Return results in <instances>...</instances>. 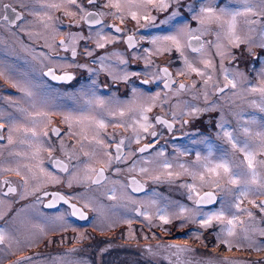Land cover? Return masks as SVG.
I'll return each mask as SVG.
<instances>
[{"label": "flooded vegetation", "instance_id": "1", "mask_svg": "<svg viewBox=\"0 0 264 264\" xmlns=\"http://www.w3.org/2000/svg\"><path fill=\"white\" fill-rule=\"evenodd\" d=\"M195 1V0H194ZM11 4L16 8L23 19L26 16V10L21 6L20 3H16L14 0H4L0 4V26H9L11 28L16 27L21 20H15V23L10 24L9 21L4 20V15H9L10 19H14V14L11 12L5 13L2 5ZM88 5V11L91 12H106V8L102 6V0H97L96 5ZM106 17H103L105 23ZM38 22L41 21L38 19ZM86 24V23H84ZM115 24L122 29V32L116 33L114 29L108 28L109 31L114 32L115 35H119L122 39L120 47L126 49L128 55L135 52L139 48V44L136 48H129L126 42L127 36L130 34L137 33L132 28H129L122 24L116 23L115 20L108 21V24ZM87 25V24H86ZM89 29L96 30L101 25L89 26ZM138 37V36H137ZM204 41H212L213 37H202ZM58 45L53 50L48 51L50 56L59 57L70 53L72 56L71 48L65 50L60 45V41L66 40L63 37L56 39ZM108 49V44L103 50ZM237 52L240 50L242 56L240 63L236 60L233 65L241 64L247 72L249 85H255L258 83V70L262 67V64H257L253 56H246V44H241L237 47ZM77 56L79 51L76 48ZM96 54H102V50L99 48L95 49ZM188 52V51H187ZM193 55L197 53H192ZM236 52V51H235ZM257 56V55H255ZM73 58V60H75ZM15 60L16 57L14 56ZM253 59V60H251ZM128 68L136 72L137 66L140 64L139 60L130 57L128 59ZM248 60V61H247ZM251 60V61H250ZM34 64L29 65L31 73L28 74L29 78L34 82L35 90V105L37 109L48 111V119H52V122L48 124L49 138H44V148L50 149L51 152L42 150V155L39 157L38 162H29L33 171L38 166H41L46 170L47 173H51L52 176L58 179V182H54L51 177L47 176L43 172L44 179L36 181L35 177H32L29 186L25 189L23 186H19V182H23L22 176L25 177L23 169L20 167L22 176L16 175L15 171L6 172L3 171L5 168L16 169L17 164L10 162L18 161L16 158L15 148L16 143H13L7 148V137L11 130L9 120L11 117H19L18 106H22L17 98H4L0 102V113L4 115L0 117V123L5 124L3 129L4 139L0 140V231L7 234L8 240L5 244L0 245V264H17L18 261H23L24 264H225L226 260L243 262V264H264V247H259L261 250L251 244L242 246L238 243H232L233 248L231 251L227 250V247L221 240L217 239V228L218 223L212 224L209 227H201L197 220L181 222L182 217L170 219V223H160L159 216L154 213L151 217L150 213V202H149V190L153 185L147 180V173L140 172V166L136 165L138 162L143 163V167L146 168L145 156L155 152L157 148L166 145L169 141L174 142H193L194 147L191 148L187 153L186 159L193 158L196 154V147L202 151L206 149V143H219L223 139V133H220V124L218 118L220 111L216 107L211 108L210 111L195 114L193 116H184L182 112L186 110L185 103L191 101L193 105L200 108H209L211 101L208 100L205 103L203 98V89L197 87L196 92L193 90L185 91L177 96L175 89L179 83L191 84L190 81L183 80L176 75L174 69L168 64H161L159 67H168L172 73L173 78L176 80V84L173 85L172 91L164 89L163 82H151L149 84H142L141 81L145 78L141 73L140 76H130V80L116 79L114 80L110 73L109 75L103 70H97V64L91 62L84 64L82 67H64L58 64H49L43 66L40 70H34ZM26 68V66H25ZM49 68L55 70L56 75H64L65 73L71 74L74 79L68 82H58L52 80L50 77L45 76L43 73ZM257 68V69H256ZM96 69V70H95ZM26 76V74H25ZM31 76V77H30ZM97 76V80H95ZM5 77H0V97L6 96V91L10 94H16L15 91L20 90L19 87H13L15 84L2 82ZM27 81L28 77L25 78ZM130 83V85L128 84ZM144 85L146 91L154 93H161L164 97H168V102L160 103V99L156 101V106L149 113L150 121L155 123L156 117H162L174 124L171 130H168L164 125L157 124L155 129L150 131H156L159 135V143H156L154 147L150 148L149 151L140 153L138 149L144 144L153 143L154 138L148 134H144V138L140 144H136L133 139L132 128H113L108 127L106 130L100 131L101 138L104 139L106 144L110 147L107 149H101L100 151H108L112 153L113 161L109 165L107 156L100 155L99 160L104 161V164L89 161V158L81 151V146L77 143L75 136H70L68 125L64 120V104L67 102L64 100V91L82 89L77 93V99H70L74 103H78L81 110L80 112L86 111L89 106L86 105L85 101L89 99L93 93L95 96L100 97L106 101V106L113 109L117 107H124L126 104H121V100H125L129 97V91L134 88L131 84ZM22 88L24 85L20 84ZM82 85L81 88L80 86ZM223 85V84H222ZM227 89L225 92L229 91ZM22 93V91L20 90ZM62 96V103H57L58 96ZM224 92V93H225ZM224 93H216L212 95L213 100L219 99ZM8 94V93H7ZM9 94V95H10ZM114 94L110 100L108 97ZM139 91H137V95ZM193 94H197L198 98L193 99ZM251 94V93H250ZM251 98L258 101L257 94H251ZM186 99V100H185ZM209 99V98H208ZM247 99H249L247 97ZM23 100L25 106L29 110L32 109L30 106L27 96L24 94ZM112 100V101H111ZM114 100V101H113ZM51 102L58 108L48 107ZM125 102V101H124ZM180 102L182 104H180ZM115 103V104H112ZM120 103V104H118ZM189 103V102H188ZM180 107L177 108L176 105ZM25 106L23 108H25ZM31 108V109H30ZM243 109L248 110L249 113L256 112L255 123L250 126L253 131H256L257 126L260 123H264V112H260L253 104H246ZM59 111V113L56 112ZM94 115H98L102 110L99 108H92ZM51 111V112H49ZM173 113H176L175 121L173 120ZM132 113H129L131 116ZM231 119L236 118L235 115L231 114ZM106 121L114 123L111 117H105ZM123 119L128 120V116ZM187 123H183V121ZM260 121V122H259ZM235 129L237 132L242 133L243 123L234 121ZM264 125V124H263ZM247 126V127H248ZM58 127L61 129V136L54 137L51 134V129ZM73 131V130H71ZM95 129L88 128L87 133L89 134V140L91 139ZM75 132V131H73ZM15 134V135H14ZM14 141L19 140V134L13 133ZM125 139V145L123 148L124 153H132V155H126L121 162H116L115 157V144L121 139ZM193 140V141H192ZM61 141L63 145H69L70 150H73V158L65 154L66 151L61 147ZM81 143L82 140H81ZM6 144V145H5ZM78 144V145H77ZM77 145V146H76ZM197 145V146H196ZM96 146L94 143H90L89 149L84 147V151L91 152ZM68 148V149H69ZM5 151V152H4ZM31 151V149H30ZM241 154L237 153L239 157ZM264 158V157H260ZM59 159L68 165V172L60 171L59 168L54 167L52 161ZM21 162V161H20ZM89 163L93 164L92 167L97 170L100 167L105 168V179L99 184H95L92 181L96 178L95 172H88L86 165ZM135 168L134 171H129L130 168ZM86 168V169H85ZM28 170V168H26ZM119 169V171H117ZM82 174V178L79 181L73 179V176L77 172ZM28 175V174H27ZM135 179L143 186L142 191H133L134 185L131 184V180ZM112 180L113 188L105 190L109 181ZM189 180V179H188ZM4 181H8L7 184ZM71 181V187L69 182ZM33 182H38L37 186L33 185ZM116 183V185L114 184ZM15 188V192H8L9 188ZM158 188V185L156 186ZM208 189H202L203 191ZM30 191V192H29ZM183 191V190H182ZM59 192L65 197H70V204H75L78 208L83 210L88 219L81 220L78 217L71 215V208L68 204H64L62 201H58L55 207H45L46 204L51 202V193ZM184 192V191H183ZM48 193L49 195H45ZM227 195V193H225ZM27 195V196H26ZM184 195V194H183ZM224 195L222 192L217 190V202L212 205H203L197 209L196 205L192 200L186 199V202L192 207V211H210L218 208L222 204V198ZM114 197V198H111ZM232 201L225 203L223 209L226 214L235 213V208L231 207L234 202L233 196L230 197ZM224 199V198H223ZM247 198L241 204V208L249 209L248 211L258 214L257 219H260V224L264 227V213L260 211L258 207H255L249 202ZM256 204H260L264 201V196L255 198ZM31 206L34 208L36 217L35 224L28 223L26 213L32 214L33 208L28 212L25 206ZM85 205H88L85 207ZM164 210V207H168V202L163 200L159 205ZM143 213L144 215H141ZM158 213V212H157ZM150 217V219L146 218ZM131 221V224L127 223ZM155 223V224H153ZM216 229V230H215ZM236 234L240 233V230H236ZM29 234L31 238L28 239ZM195 234V235H194ZM197 234V235H196ZM235 234V237H236ZM173 235L184 236L187 240L181 242L173 240ZM163 238L155 240L154 238ZM37 238V239H36ZM258 240L264 243V236L259 234ZM160 243V245H158ZM178 244L181 246H188L193 251L183 253L180 256L173 254V249L169 248V245ZM236 245L240 247L237 248ZM151 249V251H149ZM31 257L32 260L29 262L24 258Z\"/></svg>", "mask_w": 264, "mask_h": 264}, {"label": "snow or ice", "instance_id": "2", "mask_svg": "<svg viewBox=\"0 0 264 264\" xmlns=\"http://www.w3.org/2000/svg\"><path fill=\"white\" fill-rule=\"evenodd\" d=\"M87 3L90 5H96L97 0H87ZM236 5L235 7L230 5ZM65 5H75L79 13H81V20L87 25L95 26L101 25L99 31L95 34V43L97 48H104L107 43L116 41L119 39L117 36H108L103 33V28L108 27L114 29L116 33L122 32V29L115 24L105 25L103 17L106 15H111L114 19L119 20L123 23L126 19L130 18L135 21L137 25L140 24V21H145V27H156L160 28L161 32L151 35L150 37L139 36L137 37L135 33L127 36L126 42L129 48H136L137 45L146 41L151 44L152 48H145L143 51L147 54L145 57V67H155L156 71L145 74L149 78H145L141 81L142 84H149L155 81L163 82L164 89L172 91L173 85L176 84V80L173 78L172 73L169 71L168 67H159L158 65L152 64L150 57L152 55H160L164 53H171L173 51L179 53V56L183 63V68L179 69L176 73L177 76H186L195 74L201 78V87L203 89V98L205 103L208 102L209 93L208 89L211 87L212 90L216 93H224L227 89L231 88L233 90L237 89L238 84L242 80H246L245 74L240 71L230 72L227 68L224 67V60L229 58H234L230 56V47H239L241 44L246 43L247 41L241 37L239 34L238 28L240 24V18L244 17V22L248 25L260 24V19H247V17H264V11L257 12V5L253 4V0H225L223 6H220L215 2V0H204V2L199 3L197 6L192 4H184V0H106L103 7L110 8L113 11L110 13L105 12H91L88 11L84 6L79 4L77 0H64L63 4H46L44 7L60 9L65 7ZM258 6L264 9V0H258ZM5 13L11 12L14 14V19H10L9 15H4V20L9 21L10 24L15 23V20L23 19V16L17 12L16 8L11 4L2 5ZM185 9L188 13L191 14L190 19L198 22L199 27L196 29L191 28L190 24L184 21L183 13L181 9ZM169 9H172L171 12L157 23V17L152 15L153 11L156 12H167ZM39 15V14H37ZM65 15L70 17H75L77 12L65 10ZM51 19V17H48ZM79 24V21H77ZM46 27L48 25H45ZM215 26V29H213ZM252 30L251 28L249 29ZM214 31L215 40L214 41H204L202 37L205 35L211 34ZM85 39L83 35L80 34H71V52L73 58L76 57V42L77 40ZM224 41H227L225 44ZM61 47L65 50H68L69 44H66L64 41H60ZM206 45H210L215 49V54L220 58V71L223 77V85L221 86L220 82L215 79L216 73V64L211 58L210 54L206 50ZM260 47L264 48V44H261ZM188 49L192 53H197L198 61L203 65V68H198L194 63L189 59L185 54V50ZM86 55L91 56V51H86ZM121 64H127L128 61L123 59L120 53H113ZM108 56L100 57V64L102 69H106L108 66L105 65V61L108 60ZM71 67V65H69ZM45 76L50 77L52 80L58 82H68L74 79V77L65 73L64 75H56L55 70L49 68L46 72L43 73ZM111 74V73H110ZM139 72H127L125 71L122 76L113 74V79H122L127 80L130 76H140ZM0 77H5L3 70H0ZM17 87V85H13ZM197 82L193 81L191 84L179 83L178 87L175 89V94L179 96L180 93L196 90ZM28 97H32L34 93L28 89H20ZM134 100L129 102L124 107H117L115 109L106 106V101L100 97L95 96V93L85 101L86 105L89 108L86 111H83L78 117L72 115H66L64 117L65 123L68 125L69 132L67 133L70 136H76L80 139L77 140V143L81 146V151L85 156L89 158V161H94L97 163L104 164V161L98 159L100 155L107 156V164H111L113 161V156L111 152L103 151L101 149H107L110 147L109 144H106L104 139L100 136L101 130H106L108 127L113 128H132L133 130V139L136 144H140L141 140L144 138V134H148L154 138L153 143L144 144L138 149L140 153L149 151L150 148L154 147L156 143H159V133L156 131H150L155 129L157 124L164 125L168 130H171L174 127L173 123H170L168 120H165L162 117H156L155 123L150 122L148 113L156 106V101L160 99V93L157 92L155 95H149L145 97L144 93H139L137 95V89L133 88ZM247 92L251 94H258L260 101H253V105L259 109L260 112H264V68H261L258 73V83L255 85H249L246 89ZM198 97L193 96V99ZM165 103H167V97L165 98ZM185 103V108L182 112L184 116H193L195 114H200L203 112L210 111L211 108L215 107L210 105L209 108H200L196 105ZM177 108L180 107L179 104L176 105ZM33 111H29L27 108H18V112L21 114V118L24 123H21L16 117H11L9 124L11 126L12 132L19 134V143L27 144L29 148H34L35 150L31 154V159H36L39 157V153L42 150L51 152L50 149H45L41 137H49L48 124L51 123V120L48 119L49 113L36 108V105L33 104ZM92 108H99L102 111L98 115L92 114ZM129 113H132L129 116ZM4 114L0 113V117ZM128 116V120L123 119ZM105 117H111L114 123H109L106 121ZM176 113H173V120L175 121ZM73 123L81 125L80 132L71 131ZM187 123V121H183ZM255 121H244L242 125V134L244 139H240L238 136H235L232 131L223 130V138H225L227 144L230 146L231 152L240 153L243 156L242 160L234 159L233 155L225 152L223 155L219 156L216 159H213V150L209 148V155L203 159L199 154L196 156V165L197 170L189 171L185 164L181 163L178 165L179 168L187 172L191 177L193 182L190 184L183 185L189 190L188 199L192 200L199 209L203 205H212L217 202V190L220 192H229L232 193V190L236 191L233 193L234 202L231 207L235 208L236 212L246 211L241 208V204L249 196H264V126L262 130L253 131L250 127H247L248 124H254ZM221 129H224L223 123L220 124ZM5 128L4 123H0V140L4 139L3 129ZM88 128L95 129L94 134L89 140L88 135L86 134ZM12 132L9 133L7 137L8 144L16 143L14 141ZM51 134L54 137L61 136V129L58 127H53L51 129ZM82 140H86L89 143H94L96 146L91 152L84 151V144L81 143ZM125 145V139L121 138L115 144V161L121 162L126 155H132V153H124L123 148ZM61 147L63 148V141H61ZM17 156L22 155L17 152L14 153ZM69 159L73 158L72 153H65ZM185 153H181L184 155ZM26 155V154H24ZM157 156L164 155L163 151H157ZM150 163L151 161H146ZM54 167L59 168L60 171L68 172V165L59 159H54L52 161ZM25 168L31 170L30 166L25 164ZM160 167L165 170H168V176L172 177L174 174L171 169L173 164L164 161ZM88 172H95L96 178L92 181L95 184L101 183L105 179V168L102 166L98 170L92 167L91 163L86 165ZM135 168H130L129 171H134ZM141 173H148L149 169L141 167ZM3 171L10 172L15 171L16 175L22 176L20 168L16 169L5 168ZM41 172H45L47 176L51 177L54 182H58V179L52 176L51 173H47L45 169L40 168ZM119 171V169H117ZM179 175V173H176ZM24 179L25 185L28 183L27 177L22 176ZM75 179V177H73ZM154 179L159 180L160 177L156 176ZM196 181H199V187L197 186ZM5 184L8 181H4ZM131 184L135 187L133 191H142L143 186L135 179L131 180ZM227 185L228 187H225ZM69 187H71V181L69 182ZM202 189H208L203 191ZM15 188H9L8 192H15ZM45 195H49L45 193ZM52 200L45 207L52 208L55 207L58 201H62L64 204H68L71 208V215L78 217L81 220L88 219L86 213L78 208L75 204H70V197H65L59 192L51 193ZM114 198V197H111ZM255 207H258L262 213H264V201L260 204H256L255 199L250 200ZM88 205H85L87 207ZM189 209L181 206L180 212H187ZM144 215L143 213H140ZM247 215L251 218L253 213L247 211ZM159 219L164 223H170L166 212L161 210V213L158 214ZM146 218L150 219V217ZM213 221H218L220 223H226L227 236L231 237L235 235V228L237 224H243L244 221L240 219L236 213H233L231 218L227 217V214L223 208L220 211H212L208 213H203L200 215L197 222L201 227H209L212 225ZM129 225L131 221H127ZM260 234L264 236V230H261ZM217 239H220V236H217ZM247 239V237H245ZM8 240V236L5 232L0 231V245L5 244ZM227 247V250L231 251L233 244L228 240H221ZM254 243V242H252ZM251 247V243L249 245ZM239 248V245H236ZM169 248L173 249V254L180 256L183 253H188L193 251V249L188 246H181L178 244L169 245ZM261 250V249H257ZM151 251V249H149ZM27 261H31V257L24 258ZM17 264H24L23 261H18ZM225 264H243V262L226 260Z\"/></svg>", "mask_w": 264, "mask_h": 264}, {"label": "rangeland", "instance_id": "3", "mask_svg": "<svg viewBox=\"0 0 264 264\" xmlns=\"http://www.w3.org/2000/svg\"><path fill=\"white\" fill-rule=\"evenodd\" d=\"M4 0H0V4ZM16 3H20L22 7L26 10V16L23 19V22H19V24L11 28L9 26H0V70H3L5 73V79L2 81L4 83H11L12 81L19 87L20 89H23L22 85H24L25 88L30 89L34 93V82L29 78V75L32 70L28 67L29 65L34 64L35 68L34 70H40L43 68V66L49 65V64H58L62 67L65 65H71L73 67H82L84 64L95 62L97 64V67L99 68L97 70H103L106 75L111 73V77L113 78V74L122 76L125 71L131 73L135 72L132 69L128 68V63L127 64H121L119 62V59L113 55V53H120L122 58L129 61L128 59L130 57L136 58V60H139V65L137 66L136 72L142 73L144 77H149L146 76L145 74L155 72L156 68L149 66L145 67V57L147 54L143 51L145 48H152L153 46L146 41H142L139 43V48L135 51L132 52L130 55L127 54L126 49L121 48V37L118 35H115L114 32L109 31L108 28H103V33L108 35V36H117L119 37L118 40L112 41L107 43L108 44V49L103 50V48H99L102 50V54H96L97 49L96 43H95V34L97 31L100 30V28H96V30L89 29V27L84 24V22L81 20V13H79L78 9L76 8L75 5H65V7H62L60 9L56 8H48L44 7L43 5L46 4H63L64 0H14ZM79 4L84 6L86 9H88V3L87 0H77ZM106 0H102V6L105 4ZM204 2V0H184V4H192L194 6H197L199 3ZM217 4L220 6H223L225 3V0H215ZM253 4L257 5V12H262L264 9L260 8L258 6V0H253ZM230 6L235 7L236 5L232 4ZM70 10L77 12V15L75 17H70L65 15V10ZM105 13H110L113 11L110 8H106ZM172 9H169L167 12H156L153 11L152 15L157 17V23L161 19H164ZM183 13V18L184 21L189 23L191 28L196 29L199 27L198 22L195 20H191L190 16L191 14L188 13L185 9H181ZM39 14V15H37ZM48 17H51V19H48ZM105 25L108 24V21L115 20L116 23H119L120 25L124 24L129 28H132L135 30L137 33V36H146L150 37L151 35L157 34L161 32L160 28L156 27H145V21L141 20L140 24L137 25V23L130 18L126 19L123 23H121L119 20L114 19L111 15H106L105 16ZM38 19L41 21L38 22ZM247 19H260L261 23L256 24V25H248L244 22L245 18L241 17L240 18V24H239V34L241 35L242 38H244L247 42L244 43L246 44V56L249 60V57L253 56L254 61L258 64H262L261 68H264V48L260 47L261 44H264V17H252L249 16ZM77 21H79V24H77ZM45 25H48L47 27ZM252 29L251 31L249 29ZM213 29H215V26H213ZM71 34H80L85 37V39H78L76 42L75 47L79 51V55L75 60L70 56V53L67 54H62L59 57H51L48 51L53 50L56 45H58V41L56 39L58 37H63L65 38L67 44H69L71 48V40H70V35ZM205 37H213V40H215V34L214 31L211 34L205 35ZM226 44L227 41H224ZM237 47H230V56L234 58H229L224 60V67L227 68L230 72L232 71H240L245 74L246 80H242L239 84L237 89L233 90L230 88L229 91L225 92L219 99L213 100L211 98L212 95H216V92L212 90L210 87L208 89L209 93V99L211 103L210 105H214L218 111H220V116L218 118L219 124L223 123L224 129H221L219 132L223 133V130H229L232 131L235 136H238L240 139H244L243 134L239 133L235 129V124L234 121H237V124L243 123L244 121H255L254 118H256V112L255 113H249V111L243 109V107L246 104H253V101H255L254 98H251V94L246 91L247 87L249 86L248 82V77H247V72L244 67L241 66V64L238 65H233V62L236 60L237 62L240 63L241 58H244L240 52V50L237 52ZM206 50L210 54L211 58L213 59L214 63L216 64V73H215V79L218 80L222 86L224 83L223 77L220 71V58L215 54V49L211 47L210 45H206ZM86 51H91L92 55L88 56L86 55ZM188 51V52H187ZM236 51V52H235ZM185 54L189 57V59L194 63V65L198 68H203V65L199 63L198 61V55H193L189 52L188 49L185 50ZM257 55V56H255ZM16 57L14 60L13 57ZM103 56H108L109 59L106 60L104 63L108 67L106 69L101 68L100 64V57ZM251 59V60H253ZM150 60L152 61V64L160 66L161 64L165 63L168 64L174 69V72L177 73V71L181 68H183V63L182 60L179 56V53L173 51L170 54L169 53H164L160 55H152L150 57ZM247 60V61H248ZM250 60V61H251ZM26 66V68H25ZM33 66V67H34ZM260 68V69H261ZM257 69V68H256ZM260 69L257 72V75L260 71ZM96 70V69H95ZM28 77V80L25 81L26 76ZM31 77V76H30ZM183 80L190 81L191 83L193 81L197 82V87L202 89L201 87V78L196 76L194 73L191 75H186V76H179ZM130 78V77H129ZM128 78V79H129ZM97 80V76L94 78ZM127 79V80H128ZM130 80V79H129ZM158 82V81H156ZM130 85V83L128 82ZM135 89L139 91V93H144L145 97L149 95H154L152 92L146 91V88L144 85H138L131 83ZM81 88L82 85L80 86ZM83 91L82 89H74V90H67L64 91V95L67 97H64V100L67 101L64 104V117L66 115H72L74 117H78L81 115L82 112L80 106H78V103H74L72 100H67V98L70 99H77V93ZM196 92V90H193ZM8 93V94H7ZM16 94H10L8 91H6V96L0 97V102L1 100H4V98H17L22 102V106H25V102L23 100L24 92H20V90L15 91ZM58 96L57 103H62V96L59 95V93L62 92H56ZM10 94V95H9ZM129 97L125 99L124 101L121 100V104L124 105V103L127 105L129 102L134 100V95L132 91V86L131 90L129 91ZM114 94H111L110 97H108V100L113 96ZM196 96L198 97L197 94H193L191 97ZM247 97L249 99H247ZM30 106L35 104V93L32 97H28ZM166 97H164L160 93V103H163ZM258 101H260V97L257 94ZM169 98L167 97V100ZM186 100V99H185ZM112 101V100H111ZM114 101V100H113ZM189 104H192L191 101H188ZM115 104V103H112ZM120 104V103H118ZM180 104H182L180 102ZM193 105V104H192ZM22 106H18L21 108ZM22 107V108H23ZM48 107H53L57 108L55 104L51 102V104ZM25 108L28 109L27 106ZM31 109V108H30ZM58 109V108H57ZM29 110V109H28ZM34 109L32 108L29 110L30 112L33 111ZM48 112V111H47ZM51 112V111H49ZM57 113H59L58 110H56ZM93 113V110H92ZM231 114L235 115L236 118L231 119ZM149 120H150V114L148 113ZM17 119L21 122L24 123L25 121L22 120L21 114ZM52 122V119H50ZM151 122V121H150ZM260 122V121H259ZM264 123H260L259 126H257L256 131L262 130V126ZM252 125V124H248ZM246 125V126H248ZM250 127V126H248ZM75 132H80L81 131V125L73 123L72 129ZM242 132V131H241ZM14 133V132H13ZM94 133V132H93ZM86 134L89 137V134L86 132ZM15 135V134H14ZM223 135V134H222ZM75 138L78 140L80 139L79 137ZM41 140L43 141V137H41ZM82 140V139H81ZM19 141V140H18ZM17 141V142H18ZM193 141V140H192ZM83 144L85 147H89L90 143L86 140H82ZM44 144V141H43ZM6 145V144H5ZM7 148H9L10 144L7 143ZM66 146L63 147V150L72 153L73 150H70V146L65 144ZM78 145V144H77ZM76 145V146H77ZM197 146V145H196ZM207 148L203 149L200 151L196 147V154L193 155V158L186 159L187 153L191 151L190 149L194 147L193 142L186 143V142H174V141H169L166 145H163L155 152H152L151 154H147L145 156L146 161H151L150 163L146 162V168L149 169V172L147 173V180L149 183L153 185H158V188L156 186H152L151 189L149 190V202H150V213L151 217L152 215L159 214L161 213V210L163 208L159 205L160 202H163V200H166L168 202V207H164V211L166 212L167 216L169 219L172 218H179L182 217L181 222L185 223L186 221H192V220H198L200 215L203 213H208L212 211H220L221 208L225 205V203H229L231 200L230 197L233 196V193L236 191L235 189L232 190V193L229 192H222L224 195L222 198V204L218 206V208H215L214 210L210 211H192V207L186 202V199H188L189 195V190L184 187L183 185L190 184L193 182L192 177L185 172L183 169L179 168L178 165L183 163L186 165V167L189 169V171L197 170V165H196V156L199 154L201 158L203 159L204 157H207L209 155V148L211 147L213 150V159L218 158L219 156L223 155L225 152H228L229 154L233 155L234 159L236 160H242L243 156L240 155L239 157L237 156V153H232L230 146L227 144L225 138L222 139L221 142L215 143H206ZM70 147V148H69ZM69 148V149H68ZM31 149V151H30ZM89 149V148H88ZM34 148H29L27 144H20L19 142L16 144L15 148V153L19 152L22 155L17 156L16 158L18 161L10 162L12 164H17V167H20L23 169L25 173V177L28 179L27 185H25L24 181L19 182V186H23L24 188L26 186H29V183L32 180V177H35L36 181H41L44 179V174L43 172L40 171L41 166L37 165V168L33 171V175H29L32 173L29 172V169L27 170L24 165L27 164L30 166L31 170L33 168L31 167V164L29 162L34 161L35 163L38 162L39 157L42 155V152L39 153V157L36 159H31V154L34 151ZM163 151L164 155L162 156H157L156 153L157 151ZM5 152V151H4ZM181 153H185L184 155H181ZM26 154V155H24ZM260 157H258L259 159ZM21 161V162H20ZM168 161L173 164V168L171 169L172 173L174 174L172 177L168 176V170L163 169L160 167V165L164 162ZM95 163V162H94ZM93 163V164H94ZM93 164H91L93 166ZM136 165L143 167L142 162H138ZM16 167V168H17ZM86 169V168H85ZM87 170V169H86ZM176 173H179V175H176ZM28 174V175H27ZM159 176L160 179L156 180L154 177ZM76 181L81 180L82 174L78 171L76 175H74ZM189 179V180H188ZM38 182H33L34 186H37ZM197 186L199 187V181H196ZM116 185V183L114 182ZM225 187H228L225 185ZM30 190V186L27 187ZM25 188V189H27ZM113 184L112 180L109 181L108 185L105 187V190L112 189ZM184 192H183V191ZM30 192V191H29ZM227 193V195L225 194ZM184 194V195H183ZM27 196V195H26ZM234 198V196H233ZM250 200L255 199V196H249L248 197ZM234 201V200H233ZM230 204V203H229ZM181 206L189 209L187 212H180ZM26 210L28 208V212L31 211L33 207L27 205L25 206ZM244 209V208H242ZM246 211H241V212H236V215L240 217L241 220L244 221L243 224H237L235 228L236 230H240L239 234L229 237L227 236L226 231H222L223 229H226L227 225L226 223H220L218 221H213L212 224L218 223V228H217V235L220 236V240H228L231 243H238L239 245L245 246L248 244H254L257 248L259 247H264V243L261 240H258V236L261 232V230H264V227L260 224L261 222L259 221L260 219H257L258 214L253 213V217H249L247 215V211L249 209H244ZM158 212V213H157ZM35 214L34 208L32 211V214L26 213V218H28V223H37L36 222V216L33 215ZM233 214V213H232ZM232 214L227 213V217L231 218ZM160 223H163L161 220H159ZM155 224V223H153ZM195 235V234H194ZM197 235V234H196ZM173 240L181 242L182 240H187V238H184V236H177L173 235ZM247 237V239H245ZM31 238V234H29L28 239ZM37 239V238H36ZM160 239H166V237L163 238H154L153 242L155 240H160ZM254 242V243H252ZM160 245V243L158 244Z\"/></svg>", "mask_w": 264, "mask_h": 264}]
</instances>
